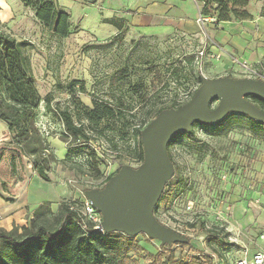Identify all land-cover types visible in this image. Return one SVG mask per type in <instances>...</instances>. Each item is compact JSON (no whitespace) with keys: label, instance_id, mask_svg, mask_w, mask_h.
<instances>
[{"label":"rangeland","instance_id":"rangeland-1","mask_svg":"<svg viewBox=\"0 0 264 264\" xmlns=\"http://www.w3.org/2000/svg\"><path fill=\"white\" fill-rule=\"evenodd\" d=\"M57 2L70 13L73 23V31L65 39L53 38L24 5L18 13L22 21L11 26L0 23V31L18 41L33 43L27 54L42 98L50 94L54 103L64 104L68 94L58 84L65 86L70 80H80L85 82L89 94H122L138 106L139 92L151 98L156 88L162 86V79L169 81V87L159 97H153L154 101L187 100L197 87L198 73H207L205 63L197 58L196 46L179 33L126 24L125 31L119 33L113 25L104 22L105 18L113 17L135 21L137 14L143 13L138 9L146 11L140 0H98L95 4L88 0ZM189 58L193 60L189 62ZM180 67L185 71L176 75L172 69ZM121 71L125 75L118 80ZM243 75L246 73L242 71L240 76ZM135 83L143 85L140 88L137 85L136 90ZM79 96L92 105L90 95ZM36 118L60 160L52 163L49 172L55 202L52 207L51 202L42 204L53 212L63 199L81 200L85 190L103 187L104 179L123 165H140L131 157V149L116 153L105 142L92 141L102 157L103 175L96 178L89 170L86 149L76 151L73 161H64V148L73 146L61 138L64 126L47 112L44 101ZM249 124L243 117L228 118L219 128L195 124L192 130L196 138L183 135L170 146L174 166L170 184H176L177 190L167 208L159 207L155 215L160 222L187 237L186 245L175 248L176 259L184 264H189L195 256L203 258L205 264H233L243 255L245 246L252 247L264 233V130L254 132ZM34 211L30 212L28 221ZM212 234H219L221 241L210 242ZM136 236L146 250L140 255L132 254L129 264H144L151 260L149 252L157 254L160 243L147 241L149 237L143 233ZM161 259L164 261L165 257L161 255Z\"/></svg>","mask_w":264,"mask_h":264},{"label":"trees","instance_id":"trees-1","mask_svg":"<svg viewBox=\"0 0 264 264\" xmlns=\"http://www.w3.org/2000/svg\"><path fill=\"white\" fill-rule=\"evenodd\" d=\"M20 1L33 11L36 20L53 38L62 40L72 33L71 15L59 7L57 0ZM88 1L95 4L98 0ZM248 6L249 0H206L202 12L205 16H216L219 21L241 20L252 17ZM262 14L264 15V6ZM105 22L113 25L119 33L125 31L126 22L123 18L105 19ZM31 47V41H18L0 31V121L5 122L9 128L11 144L20 154L31 159L33 169L45 181H50L52 163L60 160L53 153L48 137L37 123V110L42 101L47 112L62 122L63 141L73 146L68 148L64 161H73L76 151L86 149L89 170L94 177L100 178L103 175L102 157L92 141H103L116 153L126 148L131 149V157L141 164L144 159L141 141L143 129L163 110L179 108L188 102L202 83L201 74L198 73V84L190 93V99L154 101L155 97H159L160 93L169 87V81L160 79L162 86L156 88L151 98H147L144 92H139L141 104L137 106L128 102L122 94H89L84 81L70 80L65 86L58 84V88L68 94L65 103H54L52 95L42 98L36 87L31 60L27 54ZM192 60L189 58V62ZM172 71L177 75L185 71V68H173ZM124 75L121 71L117 79L123 78ZM137 85L140 88L143 84L135 83L133 86L136 90ZM79 94L90 95L92 105H87ZM247 98L264 110L263 98L256 95H249ZM231 117L247 118L250 129L254 132L264 130V123L246 115L236 114H229L216 125L194 122L192 127L199 124L219 128ZM183 135L196 138L192 129L175 136L168 147L171 160L173 156L170 146ZM113 175L107 176L104 184ZM176 190V184L172 185L169 181L154 213H157L159 207L167 208ZM81 209L82 200L64 199L55 212L45 205H40L25 225L14 226L11 230L0 228V264H129L132 254L140 255L145 252L146 248L137 236L94 230ZM84 223L86 229L83 228ZM194 226L195 224H191V227ZM147 241L160 244L157 254L149 252L151 260L144 264H184L182 260L176 259L175 248L187 243L168 245L150 238H147ZM209 241H221V237L219 234H212ZM161 255L165 257L164 261ZM195 257L189 264H205L203 258Z\"/></svg>","mask_w":264,"mask_h":264},{"label":"crops","instance_id":"crops-1","mask_svg":"<svg viewBox=\"0 0 264 264\" xmlns=\"http://www.w3.org/2000/svg\"><path fill=\"white\" fill-rule=\"evenodd\" d=\"M140 1L146 5L142 6L146 11L138 9V12L143 13H138L135 21L125 17L117 18H123L126 25L133 28L157 27L168 33H179L196 46V54L206 46L209 55L201 59L206 65V77H242L240 73L243 69L235 59L247 60L257 68H264V0H249L250 18L219 21L212 15L216 20H209L203 25L198 22V17L204 15L202 10L206 0ZM23 9L20 0H0V22L11 26L22 21L18 13ZM218 53H221L220 59L210 56ZM11 138L7 124L0 121V228L6 230L25 225L30 212L48 202H51L52 207V202H55L52 182L38 175L31 159L19 153L11 144ZM67 150L64 148L63 155ZM245 247L250 254L264 247V233L252 247Z\"/></svg>","mask_w":264,"mask_h":264},{"label":"water","instance_id":"water-1","mask_svg":"<svg viewBox=\"0 0 264 264\" xmlns=\"http://www.w3.org/2000/svg\"><path fill=\"white\" fill-rule=\"evenodd\" d=\"M179 108L163 110L141 132L144 159L138 167L123 165L103 187L84 191L102 215L104 233L145 234L163 244L187 243V237L158 220L154 211L165 186L173 178L170 141L190 132L194 122L216 125L229 114L246 115L264 123V110L247 96L264 99V81L248 77L209 78ZM215 104V106H214Z\"/></svg>","mask_w":264,"mask_h":264},{"label":"built area","instance_id":"built-area-1","mask_svg":"<svg viewBox=\"0 0 264 264\" xmlns=\"http://www.w3.org/2000/svg\"><path fill=\"white\" fill-rule=\"evenodd\" d=\"M215 21L216 19L212 16H205V15H200L198 17V22L203 25L207 21ZM209 54L207 53V48L206 46L203 47L200 51H198L197 58L202 59L205 56H208ZM216 59L221 58V53L218 54H212L210 55ZM236 62L240 63L243 72L246 73V77L248 78H256V79H261L264 81V68H257L256 66H253L250 64L247 60L244 61H239L238 59H235ZM82 214L92 223L93 229L97 230L99 232H103L102 227H101V222H102V215L98 211V209L93 205V203L86 199L82 200V209H81ZM0 219H1V214H0ZM83 228L86 229V224L84 223ZM233 264H264V247L259 248L257 251L254 253L250 254L248 249L246 248L243 251V255L233 261Z\"/></svg>","mask_w":264,"mask_h":264}]
</instances>
